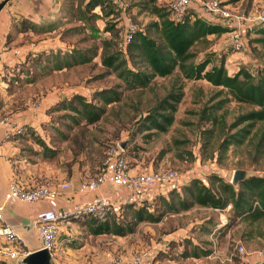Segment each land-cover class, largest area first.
I'll return each instance as SVG.
<instances>
[{"label":"rangeland","instance_id":"374dc122","mask_svg":"<svg viewBox=\"0 0 264 264\" xmlns=\"http://www.w3.org/2000/svg\"><path fill=\"white\" fill-rule=\"evenodd\" d=\"M120 1L140 28L156 20L136 6L141 0ZM199 1L208 0H193V3ZM218 1L239 15L257 16L264 10V0ZM170 2L160 0L159 4L168 6ZM58 5V12L46 23L29 24L26 30L20 26L16 42L10 44L9 49H21L25 58L28 54L29 62L24 64V58L20 69L17 65L5 66L6 71L12 72L7 90L14 96L2 116L16 111L46 113L47 118L29 133V137L24 138V153L33 168L35 185L50 186L62 180H71L75 174L93 175L102 164L108 148L117 145L127 149L132 167L140 171L173 169L187 173L200 164L209 163L231 183L239 170L246 176H264V146H259L263 127L257 125L255 136L242 145H232L221 158L220 138L205 135L210 124L203 119V111L211 105V99H215L214 103L218 102L219 89L205 80L184 79L179 72L168 78H156L147 89H125V83L118 74L102 63L105 54L122 50V11L118 9L119 14L108 16L106 12L109 9L91 8L89 0H59ZM118 20L115 30H118L119 36L115 40L108 29ZM217 23L221 24L219 21ZM21 28L23 32H20ZM234 31L232 29L221 37L212 35L210 39L213 44L205 53L202 47L194 51L198 58L214 52L213 64H219L221 58L226 56L225 65L229 70L249 62L246 66L256 72L260 62L264 61V51L255 53L251 50L253 47H249L247 29H244L242 40L249 48L234 53L230 44L228 46ZM106 42H112V47L104 49ZM231 54L234 57L231 58ZM175 83L183 85L184 98L175 115L174 126L167 134L145 138L147 133L139 131L140 119L167 96ZM117 85L123 90L122 101L108 106L105 117L98 124L77 128L69 133L62 121L57 124L52 122L60 115L55 111L56 105L65 98L76 93L91 98L92 92ZM35 103H41V109L36 110ZM251 109L231 101L224 109L225 119L231 124L237 116ZM56 128L70 134V137L62 140L57 136ZM42 140L48 142L54 151L40 152L38 142ZM151 210L156 215L164 212L161 200ZM209 222L214 225L209 226ZM224 222H228L226 212L193 208L180 213H165L159 223H141L135 234L122 239L133 250L134 257L146 251L158 250L160 264H249L257 252H264V222L252 227L238 224L227 229ZM170 241L174 243L170 244ZM238 244H243L245 255L237 252ZM4 246L5 240L0 238V264H3L1 250ZM160 246L165 248V253ZM195 248L199 253L198 258L193 253ZM203 249L209 250L210 254L201 256ZM110 256L120 258L118 254Z\"/></svg>","mask_w":264,"mask_h":264},{"label":"trees","instance_id":"16d2710c","mask_svg":"<svg viewBox=\"0 0 264 264\" xmlns=\"http://www.w3.org/2000/svg\"><path fill=\"white\" fill-rule=\"evenodd\" d=\"M159 1L141 0L136 4L153 15L156 20L134 33L125 51L105 54L102 58L103 65L117 73L128 90L147 89L156 78H168L176 72L187 80H205L219 89L218 102L214 103L215 99H211V105L205 107L203 111V119L210 124L205 130V135L208 138L215 136L220 138V158L232 145H242L255 136L258 132L255 130L257 125L263 127L259 143V146L263 147L264 61L260 62L256 72H253L246 65L229 70L225 65L226 56L221 58L219 64H213L214 52L198 58L194 49L202 47L205 53L213 44L210 39L212 35L221 37L232 29L217 22H210L193 9H190L182 19L174 20L169 5L162 6ZM89 5L91 8L101 7L103 11L109 9L106 12L108 16L119 14L117 2L114 0H89ZM119 21L114 22L108 29L115 40L119 36L118 30H115ZM29 24L33 25L26 20L23 21L24 30ZM246 35L253 52L264 51V24L248 27ZM8 42L9 39L6 45H9ZM247 45L246 43L244 48H249ZM109 47H112V42L105 43L104 49ZM27 57L28 54L24 64L29 62ZM21 63L16 67L20 69ZM122 96L123 90L120 85L100 88L92 92L91 98L80 93L73 94L56 105L55 111L60 115L52 122L57 124L58 121H62L69 133L77 128L96 125L105 117L108 106L120 103ZM183 98V85L175 83L167 96L156 107L147 111L139 123V131L147 133L145 138L159 137L170 132ZM231 101L252 109L240 114L228 124L224 109ZM33 129L35 128L26 126L27 133L20 137H29ZM56 133L64 141L70 137V134L58 128ZM38 145L41 148L40 152L54 151L45 140L39 141ZM158 200H161L164 212L156 215L151 209ZM193 208L226 212L228 222L224 226L225 229L238 224L250 227L258 225L264 222V176L244 174V178L237 185L226 181L218 171L209 173L204 179L195 176L189 183L182 185L180 190L171 189L167 196L158 195L153 200L124 203L120 214H109L106 222L85 216L81 219L83 222L79 223L87 225L94 236L109 235L123 238L135 234L141 223H159L165 213H180ZM210 225L214 224L209 222ZM206 232L210 233L211 230ZM171 243L174 241H170ZM163 252L165 253V250ZM193 253L196 258L199 257L197 248ZM209 254V250L201 251V256ZM155 260H160L159 253L155 255Z\"/></svg>","mask_w":264,"mask_h":264},{"label":"crops","instance_id":"0c3cea01","mask_svg":"<svg viewBox=\"0 0 264 264\" xmlns=\"http://www.w3.org/2000/svg\"><path fill=\"white\" fill-rule=\"evenodd\" d=\"M59 0H0V116L5 112L8 103L14 95H10L8 88L12 72L5 70V66L14 67L25 58L21 49L12 50L10 44L16 42V33L23 26V21L35 25H41L52 19L58 12ZM192 9L203 16L199 3H193ZM210 22L212 19L205 16ZM23 28H21L20 32ZM25 29V27H24ZM247 32V31H246ZM22 35V34H20ZM9 39V45H6ZM230 44V46H229ZM13 45V44H12ZM231 47V43H228ZM234 54V53H233ZM231 54L230 57H234ZM24 61V60H23ZM249 62H245L247 65ZM235 70V69H234ZM7 111V110H6ZM5 114V113H4ZM11 114V113H10ZM5 116V115H4ZM11 120L0 128V202H3L5 194L9 191L13 181L18 180L24 185H35V178L32 177L33 168L24 153V138H8V131L12 125H25L37 128L41 121H44L46 113L40 111H16L9 115ZM98 169V168H97ZM95 174V173H94ZM85 174H75L71 180L61 181L51 186H56L65 182L72 184L71 189L60 191L54 198H48L36 202H21L19 200H10L5 203L4 218L10 223L18 236L22 239V244H9L5 241V246L1 252L7 249L18 248L20 257L16 260L3 258V264H23L24 253L41 250L43 243L34 220L40 211L45 210H76L80 206L91 202L92 199L109 198L117 206L137 198L129 189L115 188L110 185H104L95 192L85 195L77 191L80 183L94 176ZM153 195L144 196L141 200H151ZM60 236L58 246L52 253L53 264H103L112 254H118L120 257L132 260L134 252L120 237L109 235L94 236L87 225L79 221H70L60 225ZM161 250L165 248L161 247ZM137 254V253H136ZM158 250H152L150 256L143 259L141 264H151L158 262L155 255ZM160 264V263H159ZM164 264H171L164 263Z\"/></svg>","mask_w":264,"mask_h":264},{"label":"built area","instance_id":"2783aa9c","mask_svg":"<svg viewBox=\"0 0 264 264\" xmlns=\"http://www.w3.org/2000/svg\"><path fill=\"white\" fill-rule=\"evenodd\" d=\"M117 2L118 9L122 11L121 22L123 31L121 32L120 47L125 51L126 46L131 43L134 33L140 28L133 20L131 15L126 11V6L120 0ZM202 14L209 17L215 22L234 29L232 32L231 48L234 53H239L243 50L246 44L242 40V32L248 27L264 24V10L257 16L239 15L227 5L218 0H208L198 2ZM193 0H171L169 9L174 20L182 19L190 9H192ZM1 53V52H0ZM36 110L41 109V103H35ZM11 120L10 116H0V128ZM8 131V138L13 139L24 136L27 133L25 125H12ZM212 165L209 163L200 164L194 170L181 173L177 170L169 169L164 171L153 170H136L132 167L127 154L120 145L110 146L106 152L105 158L93 177L83 180L77 191L85 195L90 192H95L104 185H110L115 188H126L134 192L137 198L131 200L139 203L144 196L153 195V200L158 195L167 196L171 189L180 190L181 186L187 184L195 176L201 179L215 172ZM72 184L65 182L56 186L48 185H24L18 180L13 181L9 191L5 194L3 202H0V238H3L9 244H22V239L16 233L14 227L4 218L5 203L10 200H19L21 202H36L44 199L56 198L60 191L71 189ZM126 203V202H125ZM124 204V203H123ZM115 205L109 198H94L91 202L80 206L78 209H61V210H45L40 211L35 220L34 225L37 228L41 237L43 248L52 253L57 247V242L60 236V225L70 221H79L85 216H91L99 222H106L109 214H120L122 205ZM226 222H224L225 224ZM237 252L240 255H245L246 250L243 244L236 246ZM4 258L16 260L20 257L18 248L7 249L2 252ZM151 252L146 251L133 260L110 256L103 264H141L143 259L150 256ZM29 254L24 253V258ZM158 264V263H151ZM249 264H264V252L256 253L255 258Z\"/></svg>","mask_w":264,"mask_h":264},{"label":"water","instance_id":"95a60500","mask_svg":"<svg viewBox=\"0 0 264 264\" xmlns=\"http://www.w3.org/2000/svg\"><path fill=\"white\" fill-rule=\"evenodd\" d=\"M125 148L124 146H122ZM244 178L243 171H236L232 183L237 185ZM23 264H53L51 252L47 249H41L35 252L30 253L23 260Z\"/></svg>","mask_w":264,"mask_h":264}]
</instances>
